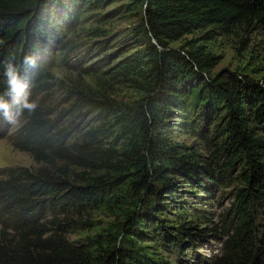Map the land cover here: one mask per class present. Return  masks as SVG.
Listing matches in <instances>:
<instances>
[{
  "label": "rangeland",
  "instance_id": "374dc122",
  "mask_svg": "<svg viewBox=\"0 0 264 264\" xmlns=\"http://www.w3.org/2000/svg\"><path fill=\"white\" fill-rule=\"evenodd\" d=\"M89 1L70 7L61 23L53 26L57 39L43 57L44 73L49 76H39L34 67L22 72L29 96L47 109L55 126L68 128L65 143H85L91 149L88 160L79 164L60 158L36 161L13 144L25 126L24 116L13 125L0 114V180L8 178L10 169L25 168L31 173L45 170L73 185L103 183L96 201L84 208L34 214L46 231L42 237L62 228L64 237L82 246L94 260L120 248L137 264H216L226 239L223 219L235 189L242 185L243 166L238 163L217 182L207 180L195 167L216 160L214 151L222 140L219 132L228 115L222 110L206 128L193 127L199 110L194 103L204 80L217 74L231 72L261 82L264 23L207 24L168 43L174 49L198 47L217 60L201 77L190 80L183 109L169 107L172 112L161 125L151 127L153 136L173 147L171 153L192 162L197 170L187 177L176 165L160 159L154 167L161 172L151 179L157 195L140 202L144 190L138 157L144 152L145 137L135 118L153 78L151 38L143 27L145 4L143 0ZM35 77L40 88L36 92L31 85ZM256 133L264 137L262 129ZM4 201L0 197V233L12 239L16 219L12 206ZM129 217L133 224L128 223ZM198 230L206 235L199 236L204 232Z\"/></svg>",
  "mask_w": 264,
  "mask_h": 264
},
{
  "label": "trees",
  "instance_id": "16d2710c",
  "mask_svg": "<svg viewBox=\"0 0 264 264\" xmlns=\"http://www.w3.org/2000/svg\"><path fill=\"white\" fill-rule=\"evenodd\" d=\"M85 1L90 2L0 0V92L6 87L3 61L12 52L18 60L25 54L32 55L37 74L49 76L44 73L43 57L57 39L53 26L61 23L70 7ZM143 1V27L151 38L148 54L153 78L147 84L148 97L135 118L138 131L145 137L144 152L138 157L143 170L140 186L144 190L140 202L157 195L151 179L161 172L154 167L160 159L176 165L184 176L190 177L191 170L199 169L207 180L215 182L241 162L242 185L235 189L223 219L226 239L216 264H264V137L256 133L260 129L264 132V77L260 83H253L229 72L204 80L196 97L198 103H194L199 110L193 127L206 128L222 110L228 115L219 132L222 140L214 151L216 160L211 163L197 164L196 169L192 162L171 153L173 147L151 133V127L161 125L162 118L172 112L169 107L183 109L190 80L201 77L217 60L198 47L174 49L168 43L207 24L252 20L264 23V0ZM27 68L24 66L22 72ZM36 82L35 77L31 84L35 92L40 89ZM30 99L36 100L38 107L31 115L24 112L25 126L14 138V146L36 161L60 158L74 164L86 162L91 150L87 144H66L63 136L68 128L55 126L40 101ZM219 158L223 159L221 164L217 162ZM102 188L103 183L73 185L45 170L31 173L25 168L10 169L8 178L0 180V197L12 206L16 220L11 229L16 235L9 239L0 233V264H137L120 248L94 260L82 246L69 242L62 228L42 237L46 231L34 218L36 212L84 208L96 201ZM128 223L133 224L131 217ZM182 229L194 236L189 228ZM205 235L206 232L199 236ZM171 236L177 240L176 235Z\"/></svg>",
  "mask_w": 264,
  "mask_h": 264
},
{
  "label": "clouds",
  "instance_id": "9594fccd",
  "mask_svg": "<svg viewBox=\"0 0 264 264\" xmlns=\"http://www.w3.org/2000/svg\"><path fill=\"white\" fill-rule=\"evenodd\" d=\"M24 66L35 67V58L25 54L18 60L15 52H12L3 61L6 87L0 92V114L13 125L20 121L25 111L31 115L38 107V102L30 99L27 91L28 84L22 75Z\"/></svg>",
  "mask_w": 264,
  "mask_h": 264
}]
</instances>
